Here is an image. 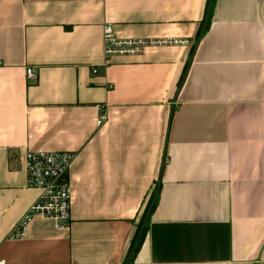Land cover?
Instances as JSON below:
<instances>
[{
    "label": "crops",
    "instance_id": "crops-1",
    "mask_svg": "<svg viewBox=\"0 0 264 264\" xmlns=\"http://www.w3.org/2000/svg\"><path fill=\"white\" fill-rule=\"evenodd\" d=\"M207 4L0 0V261L125 264L159 189L129 264H264V0L215 1L179 88ZM107 24L153 42L107 58ZM28 149L77 152L70 228L13 234Z\"/></svg>",
    "mask_w": 264,
    "mask_h": 264
},
{
    "label": "built area",
    "instance_id": "built-area-1",
    "mask_svg": "<svg viewBox=\"0 0 264 264\" xmlns=\"http://www.w3.org/2000/svg\"><path fill=\"white\" fill-rule=\"evenodd\" d=\"M105 53L107 58L120 54H136L153 41L145 39H121L116 35L111 24L104 27ZM94 72H97L94 69ZM28 79H35L37 71L30 66L26 69ZM108 112L105 111L97 120V125L105 123ZM77 157L76 151L67 150H32L25 153L27 186L39 191L37 201L30 207L28 214L15 226L13 234L20 236L25 232V227L34 215L54 220L58 227L70 228L72 222V182L70 172ZM0 264H6L0 261Z\"/></svg>",
    "mask_w": 264,
    "mask_h": 264
},
{
    "label": "trees",
    "instance_id": "trees-1",
    "mask_svg": "<svg viewBox=\"0 0 264 264\" xmlns=\"http://www.w3.org/2000/svg\"><path fill=\"white\" fill-rule=\"evenodd\" d=\"M215 1L216 0H208V4L206 7V14L205 17L203 18V20L200 22L199 25V30L196 34V38H195V43L193 44L192 48L189 51V55H188V59H187V63L185 64L184 70L180 76V80L178 83V87L180 88L184 82H185V75L187 73L188 68L190 67L191 63H192V58L194 56L195 51L197 50L198 47V43L200 42V40L204 37V35L209 31V27L211 25V20H212V14H213V9L215 6ZM174 116V111L171 114V120ZM160 191L159 189L155 190L151 196L149 197L144 210L141 214V217L138 221V223H136V232L135 235L133 237V239L131 240V244L128 248L127 254H126V263H132L135 260V256L137 255V253L139 252V250L142 247L143 242L145 241V236L146 233L149 229V220L152 216V214L155 212L156 210V204L158 202V197H159ZM129 261V262H128ZM125 263V264H126Z\"/></svg>",
    "mask_w": 264,
    "mask_h": 264
},
{
    "label": "rangeland",
    "instance_id": "rangeland-1",
    "mask_svg": "<svg viewBox=\"0 0 264 264\" xmlns=\"http://www.w3.org/2000/svg\"><path fill=\"white\" fill-rule=\"evenodd\" d=\"M181 79V78H180Z\"/></svg>",
    "mask_w": 264,
    "mask_h": 264
},
{
    "label": "water",
    "instance_id": "water-1",
    "mask_svg": "<svg viewBox=\"0 0 264 264\" xmlns=\"http://www.w3.org/2000/svg\"><path fill=\"white\" fill-rule=\"evenodd\" d=\"M129 262V261H128Z\"/></svg>",
    "mask_w": 264,
    "mask_h": 264
}]
</instances>
